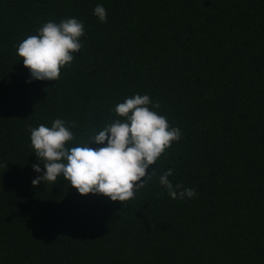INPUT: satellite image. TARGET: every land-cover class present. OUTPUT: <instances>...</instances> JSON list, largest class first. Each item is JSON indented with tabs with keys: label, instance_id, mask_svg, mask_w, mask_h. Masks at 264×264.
Here are the masks:
<instances>
[{
	"label": "trees",
	"instance_id": "1",
	"mask_svg": "<svg viewBox=\"0 0 264 264\" xmlns=\"http://www.w3.org/2000/svg\"><path fill=\"white\" fill-rule=\"evenodd\" d=\"M73 17L81 51L29 83L18 44ZM137 94L182 137L134 199L33 186L30 129L63 119L78 146ZM0 264H264V0H0Z\"/></svg>",
	"mask_w": 264,
	"mask_h": 264
},
{
	"label": "clouds",
	"instance_id": "2",
	"mask_svg": "<svg viewBox=\"0 0 264 264\" xmlns=\"http://www.w3.org/2000/svg\"><path fill=\"white\" fill-rule=\"evenodd\" d=\"M94 15L100 22H107V12L102 5L95 7ZM84 35L83 22L73 17L58 24L49 21L38 29L37 35L21 41L16 54L30 71L28 82H57L61 69L70 66L75 54L81 51L80 41ZM160 107L159 103L153 104L148 95L126 98L114 108L123 120H115L89 141L71 148L66 145L74 140L71 131L74 124L70 127L63 119H55L51 127L40 124L30 129L31 146L43 164V170L40 164L32 165L36 173L43 171L33 179V186L55 183L62 176L81 196L98 194L123 204L134 199L157 176L156 171L148 174V169L182 137L181 130L171 127L167 117L151 110ZM92 144L103 147L93 148ZM173 171L168 169L159 174V184L172 200L194 198L197 195L194 189L174 185L169 180Z\"/></svg>",
	"mask_w": 264,
	"mask_h": 264
}]
</instances>
